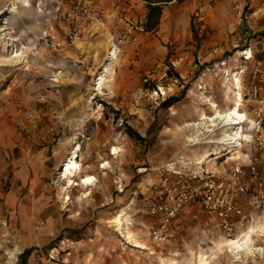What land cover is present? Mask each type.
I'll use <instances>...</instances> for the list:
<instances>
[{"label": "rangeland", "instance_id": "1", "mask_svg": "<svg viewBox=\"0 0 264 264\" xmlns=\"http://www.w3.org/2000/svg\"><path fill=\"white\" fill-rule=\"evenodd\" d=\"M132 3L125 12L131 26L110 19L96 39L59 51L34 43L20 50L26 58L0 60V264L11 262L16 247L11 264L28 249L26 264H264V236L252 234L262 252L251 256L237 259L224 246L264 222V0L173 2L154 32L142 28L145 5ZM114 40L120 50L109 64ZM5 47L0 56L11 57ZM105 67L109 76L98 89ZM237 73L241 112L256 124L246 132L251 143L235 150L239 159L231 147L203 144L217 131L188 144L193 129L184 126L201 111L211 115L204 98L228 108ZM76 147V183L87 175L96 181L62 190L60 171ZM204 152L212 155L197 165ZM178 160L188 166L174 182L198 186L204 181L192 175L203 172L217 186L215 198L232 203L230 234L220 208L200 202L179 214L162 241L148 234L152 184ZM118 216L122 229L113 223Z\"/></svg>", "mask_w": 264, "mask_h": 264}, {"label": "built area", "instance_id": "2", "mask_svg": "<svg viewBox=\"0 0 264 264\" xmlns=\"http://www.w3.org/2000/svg\"><path fill=\"white\" fill-rule=\"evenodd\" d=\"M101 3L102 0H55L52 10L47 8L45 0H22L20 5L24 8L32 7L38 14H51L53 16L52 18L60 25V30L54 31V27H49L51 31L53 30V34L39 37L35 43L41 47L59 51L64 46L74 44V40L90 34L97 24H101L105 20ZM5 11L9 12L10 9ZM0 34V40L5 42L9 54L12 56L26 46L14 36L13 30L6 29ZM118 45L119 42L116 40L111 42L107 56L108 62L116 58ZM175 175H178L175 163L166 164L161 173L160 181L151 187L152 200L147 210L151 217L158 220L157 227L152 231L153 236L160 240L165 239L169 226L178 219L179 214L187 206L199 202L204 204L205 208H213L215 211L220 208L218 212L220 226L230 234L233 231L230 218L235 210L232 203L227 200L226 195L222 198H215L217 186L210 179L212 176L204 177L203 172L193 174L191 179L199 182L204 181L195 186L186 181L174 182L173 176Z\"/></svg>", "mask_w": 264, "mask_h": 264}, {"label": "bare ground", "instance_id": "3", "mask_svg": "<svg viewBox=\"0 0 264 264\" xmlns=\"http://www.w3.org/2000/svg\"><path fill=\"white\" fill-rule=\"evenodd\" d=\"M3 30H0V32ZM1 36V34H0ZM18 38V37H17ZM2 39V38H1ZM25 48V47H22ZM21 48V50H22ZM26 49V48H25ZM248 53V52H247ZM246 53V54H247ZM109 55V51H108ZM26 58L23 53H15V55L11 57H3L0 56V60H9V62L15 61L17 58L19 59ZM250 55L246 57L249 59ZM109 76V67H105L100 77L97 80L98 89L102 87L104 84V80H106ZM230 82L232 87H234V94L231 101V104L226 109H219L218 105L214 102L210 101L207 98H204V102L208 103V107L211 111V115H207L205 112H200L198 121L193 123H188L184 127H190L193 129V133L186 137V141L190 145H199L203 141V137H205L208 133L218 132L217 137H213L210 140L203 142V144H219L223 146H228L229 148H233L231 156L239 159V152L235 151L237 148L241 147L242 144H248L252 141V135L246 133L251 128H253L256 124L249 120V118L241 112V107L243 105L242 94L240 92V79L238 77V73L234 74L230 77ZM228 92V91H227ZM229 96V95H228ZM215 136V135H214ZM208 138V137H207ZM205 139V138H204ZM216 149V148H215ZM226 149V148H225ZM228 149V148H227ZM235 151V152H234ZM79 147L73 149L68 158L65 160V163L62 166L60 171V178L62 181H65L67 184L62 190H68L72 186H80L85 188L86 190L95 184V178L91 175H87L85 177H81L76 183V177L78 176L81 165L77 162ZM119 150L117 148H112L111 155H118ZM216 153V152H214ZM230 154V153H229ZM209 155H212L210 152H204L199 158L197 165L203 164ZM234 157H229V160L234 159ZM108 163H103L101 168L107 167ZM88 197V193H85L82 197L83 199ZM71 198L67 195L65 198L66 202H69ZM113 223L116 224L118 229H122V219L120 216L115 217ZM122 233V232H121ZM252 234L254 236L262 237L264 236V222L259 223L257 225H252L248 228V230L242 234L240 237L236 239L227 240L224 243V246L227 247L228 251L233 254L237 259L240 258L242 254L251 256L255 252H259L261 248H255L252 243ZM130 234H128L127 238H130ZM19 252V248L16 247L13 251L10 252L9 258L11 262H14L16 254ZM194 264H207L204 259H201L199 262Z\"/></svg>", "mask_w": 264, "mask_h": 264}, {"label": "crops", "instance_id": "4", "mask_svg": "<svg viewBox=\"0 0 264 264\" xmlns=\"http://www.w3.org/2000/svg\"><path fill=\"white\" fill-rule=\"evenodd\" d=\"M54 1L55 0H45L47 8L49 10H52ZM133 1L134 2L139 1L140 3L145 5V3L141 0H133ZM21 2L22 0H0V16L2 15L1 20H3L2 22L0 21V26H2V23H4V25L7 23V26L0 27V30H6V29L13 30L15 33L14 36L18 37L22 44H25L26 46H30L32 44V46L35 49L34 43L37 38L45 36L47 34H53L52 33L53 30L52 31L50 30L51 26L54 27V31L55 30L59 31L60 25L52 18L53 16H51V14L48 15L38 14L36 10L32 7L31 8L22 7L20 5ZM133 6L134 4L132 3V0H102L101 8L105 14V20L101 24H97V26L91 31L90 34L84 35L81 38L96 39L100 36H103L106 33L105 24L110 19H112V21L115 23L123 22V24H125L126 22L128 23L127 26H131L132 21L125 14V12H128ZM9 7H10V11L7 13L5 10L9 9ZM115 37H119V36H115ZM4 46H6V44L0 40V50ZM40 49L48 50V48L46 47H41ZM119 50L120 49L118 48L117 54L119 53ZM0 52L6 53L3 50ZM117 54H116V58H117ZM111 62L112 61L108 63L110 64ZM186 162H183L184 164H181V161L178 160L177 163H175L176 170L181 169L177 171L178 177L182 175V171H183L182 167L188 166V163ZM178 163L180 164L178 165ZM189 175L190 174H187L186 177H188ZM155 182H158V180H155ZM150 197H152V194L150 195ZM194 205L195 204H192L187 207H192ZM174 223L169 226V231L172 230ZM157 224H158V220L151 217L149 221V225H147L148 226L147 229L149 232L148 234L152 237V239L156 242H160L162 240L155 238L152 233V231L157 227ZM166 236H170V232H168ZM8 264H11V262H8Z\"/></svg>", "mask_w": 264, "mask_h": 264}, {"label": "trees", "instance_id": "5", "mask_svg": "<svg viewBox=\"0 0 264 264\" xmlns=\"http://www.w3.org/2000/svg\"><path fill=\"white\" fill-rule=\"evenodd\" d=\"M145 3L146 15L144 19V23L142 28L145 32H154L157 30L159 21L163 12V8L170 3L180 2L182 0H141ZM170 101V100H169ZM129 135L135 139L141 140L139 135L135 132L133 133L130 129H128ZM33 249L25 250L19 256V264H26L27 258L32 253Z\"/></svg>", "mask_w": 264, "mask_h": 264}]
</instances>
